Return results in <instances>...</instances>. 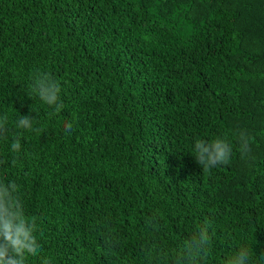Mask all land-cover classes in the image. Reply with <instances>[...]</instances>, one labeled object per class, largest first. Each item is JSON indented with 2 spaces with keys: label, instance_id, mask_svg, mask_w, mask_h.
Returning a JSON list of instances; mask_svg holds the SVG:
<instances>
[{
  "label": "trees",
  "instance_id": "trees-1",
  "mask_svg": "<svg viewBox=\"0 0 264 264\" xmlns=\"http://www.w3.org/2000/svg\"><path fill=\"white\" fill-rule=\"evenodd\" d=\"M37 71L60 112L30 92ZM4 115L0 182L38 225L26 264H157L206 221L203 264L264 255V0H0ZM217 137L230 162L203 171L195 141Z\"/></svg>",
  "mask_w": 264,
  "mask_h": 264
},
{
  "label": "clouds",
  "instance_id": "clouds-1",
  "mask_svg": "<svg viewBox=\"0 0 264 264\" xmlns=\"http://www.w3.org/2000/svg\"><path fill=\"white\" fill-rule=\"evenodd\" d=\"M30 92L54 108L56 113L62 110L60 86L47 73L37 71L34 74ZM7 123V115L0 116V138L7 136ZM16 127L29 131H41L39 128H33V120L29 115L21 116L16 121ZM72 127V123H66V132H70ZM238 141L241 156L246 157L251 151L250 138L246 132L241 131L238 134ZM20 148V137L17 135L11 143V150L19 152ZM232 152V145L226 139L219 137L210 141L197 139L193 148L196 162L203 171H209L217 165H227ZM209 227L206 221L204 226L195 231L178 248L171 251L158 250L155 254L157 264H169V260L171 264H203L211 245ZM37 232V219L26 214L18 185L15 182L7 184L0 182V264H26L29 256H38L40 244L37 240ZM106 243L112 244V241L106 238ZM42 264H51V261L44 258ZM224 264H251L248 248L241 246L227 257ZM257 264H264V255L260 256Z\"/></svg>",
  "mask_w": 264,
  "mask_h": 264
}]
</instances>
